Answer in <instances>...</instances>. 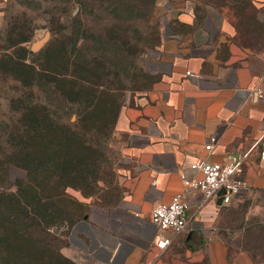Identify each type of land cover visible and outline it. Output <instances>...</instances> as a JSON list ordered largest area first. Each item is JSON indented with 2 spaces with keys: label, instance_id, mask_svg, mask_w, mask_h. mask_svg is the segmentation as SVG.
Masks as SVG:
<instances>
[{
  "label": "crops",
  "instance_id": "1",
  "mask_svg": "<svg viewBox=\"0 0 264 264\" xmlns=\"http://www.w3.org/2000/svg\"><path fill=\"white\" fill-rule=\"evenodd\" d=\"M152 14L166 74L124 111L133 134L125 151L138 168L101 218L72 225L62 253L74 264H264L249 247L231 246L249 226L237 210L264 191V0H156ZM211 136L217 142L208 151ZM230 159L244 180L230 204L185 191L180 173L192 175L197 160ZM178 193L191 228L173 235L151 222V210ZM156 235L169 244L156 247Z\"/></svg>",
  "mask_w": 264,
  "mask_h": 264
},
{
  "label": "rangeland",
  "instance_id": "2",
  "mask_svg": "<svg viewBox=\"0 0 264 264\" xmlns=\"http://www.w3.org/2000/svg\"><path fill=\"white\" fill-rule=\"evenodd\" d=\"M155 1L0 0L4 16L0 22V127L1 124H11L18 117L20 103L17 100L11 103L10 98L30 97L33 92H39L16 81L14 71L9 68L3 70L2 60H6V55L16 58L15 54L23 56L26 53L23 50L31 51V44L46 32L50 33L47 41H51L50 45L41 48L39 55L28 54L25 58L64 73L65 78L56 83L62 90L56 94L63 100L59 104L57 119L79 129L81 125L77 113L84 107L91 113L86 122L90 127L86 134L89 150L80 156L87 164L82 189L67 187L66 193L73 200L63 198L58 203L61 216L70 217L53 228L62 257L68 258L62 250L66 249L67 235L72 225L89 215L101 218L102 212H106L124 195V177L138 168L125 151L133 134L127 132L124 111L166 74L165 66L156 60L160 55L161 37L152 14ZM74 39L77 55L80 51L84 60L72 56L67 59L60 52L63 42ZM20 40H24L23 50L14 46ZM76 61L82 64H76ZM39 96L44 100L42 92H39ZM88 96L99 98L98 104L88 107ZM109 103L117 110L112 130L106 119L94 117L104 116L101 113H105ZM100 125L106 126L109 131H95ZM3 132L1 127L2 141L5 138ZM10 177L14 181L24 177V174L12 165ZM242 213L244 215H240ZM246 213L248 217L244 219ZM241 217L243 225L249 223V226L240 231L241 237L237 235L238 241H231V246L234 250L241 245L247 246L254 260L263 259L264 191L253 193L249 196V203L239 207L236 215L239 224ZM14 237L16 239L8 255L0 256V264H46L43 254L34 253L26 238L21 240L17 235ZM62 262L60 264H65Z\"/></svg>",
  "mask_w": 264,
  "mask_h": 264
},
{
  "label": "trees",
  "instance_id": "3",
  "mask_svg": "<svg viewBox=\"0 0 264 264\" xmlns=\"http://www.w3.org/2000/svg\"><path fill=\"white\" fill-rule=\"evenodd\" d=\"M23 43L24 40H20L14 46L23 50ZM50 43L47 42L42 49ZM75 46V39L63 42L60 52L67 59L71 56L83 59L80 51L77 55ZM42 49L38 52L23 50L26 52L23 56L6 55V60H2L3 70L9 68L14 71L16 81L42 92L44 100L40 99L39 92L38 95L33 92L30 97L13 96L11 103L15 100L20 103L18 117L11 124H1L5 138L0 140V256L8 255L16 239L14 235H17L30 242L34 253H42L46 264H60L62 261L74 264L60 255L53 228L70 219L69 216L62 217L58 208L61 199L72 198L66 193V188L82 189L87 164L80 156L89 150L86 134L90 127L86 122L91 113L85 107L77 113L79 129L57 119L59 104L63 100L56 94L58 90L62 91L56 83L65 78L64 73L25 58L28 54L39 55ZM77 63L82 64L80 61ZM87 102L88 107L91 104L95 106L99 98L88 96ZM101 114L104 116L94 117L106 119L112 130L117 110L109 103L105 113ZM104 129L109 131L102 125L95 131L101 133ZM12 165L20 169L24 177L12 181Z\"/></svg>",
  "mask_w": 264,
  "mask_h": 264
},
{
  "label": "built area",
  "instance_id": "4",
  "mask_svg": "<svg viewBox=\"0 0 264 264\" xmlns=\"http://www.w3.org/2000/svg\"><path fill=\"white\" fill-rule=\"evenodd\" d=\"M186 74H190L186 71ZM217 142L215 136H211L205 143L208 151L213 149ZM258 159L264 163V137L258 150ZM192 175L180 173L185 191L196 190L202 193L206 201L221 199V204H230L237 190L243 186L244 180L240 177L242 168L237 159H230L225 163L208 160H197L192 166ZM188 205L183 193L175 194L168 203H160L151 210V222L160 231L169 230L173 235L188 231L191 227L187 218ZM170 242V238L164 235H156L155 246L163 249Z\"/></svg>",
  "mask_w": 264,
  "mask_h": 264
},
{
  "label": "water",
  "instance_id": "5",
  "mask_svg": "<svg viewBox=\"0 0 264 264\" xmlns=\"http://www.w3.org/2000/svg\"><path fill=\"white\" fill-rule=\"evenodd\" d=\"M49 35L50 33L49 32H46L40 39L38 40H35L32 44H31V47H30V50L32 52H37L39 51L48 41L49 39ZM221 199L222 198H219L218 202L221 203Z\"/></svg>",
  "mask_w": 264,
  "mask_h": 264
}]
</instances>
